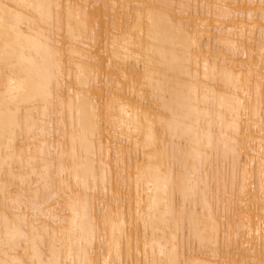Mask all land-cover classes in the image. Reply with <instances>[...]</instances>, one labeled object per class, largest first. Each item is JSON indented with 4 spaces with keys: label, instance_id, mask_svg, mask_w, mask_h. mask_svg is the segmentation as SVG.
<instances>
[{
    "label": "bare ground",
    "instance_id": "1",
    "mask_svg": "<svg viewBox=\"0 0 264 264\" xmlns=\"http://www.w3.org/2000/svg\"><path fill=\"white\" fill-rule=\"evenodd\" d=\"M0 264H264V0H0Z\"/></svg>",
    "mask_w": 264,
    "mask_h": 264
},
{
    "label": "rangeland",
    "instance_id": "2",
    "mask_svg": "<svg viewBox=\"0 0 264 264\" xmlns=\"http://www.w3.org/2000/svg\"><path fill=\"white\" fill-rule=\"evenodd\" d=\"M194 247V246H193Z\"/></svg>",
    "mask_w": 264,
    "mask_h": 264
}]
</instances>
